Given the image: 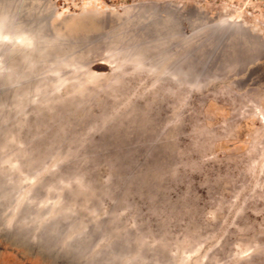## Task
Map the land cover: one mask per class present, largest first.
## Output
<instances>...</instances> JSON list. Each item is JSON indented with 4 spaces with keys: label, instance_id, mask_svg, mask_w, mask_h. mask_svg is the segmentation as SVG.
<instances>
[{
    "label": "rangeland",
    "instance_id": "374dc122",
    "mask_svg": "<svg viewBox=\"0 0 264 264\" xmlns=\"http://www.w3.org/2000/svg\"><path fill=\"white\" fill-rule=\"evenodd\" d=\"M8 14L0 264H264V0Z\"/></svg>",
    "mask_w": 264,
    "mask_h": 264
},
{
    "label": "bare ground",
    "instance_id": "6f19581e",
    "mask_svg": "<svg viewBox=\"0 0 264 264\" xmlns=\"http://www.w3.org/2000/svg\"><path fill=\"white\" fill-rule=\"evenodd\" d=\"M17 1V0H16ZM4 14V13H3ZM14 15H12V14H8L7 16H5L4 18H1L0 19V38H2V34H4V35H6V36H8V37H10L12 34H15V31H19L18 29H17V26H19V24H14V17H13ZM3 17V16H2ZM9 21V22H8ZM24 31V30H23ZM17 33H19V32H16V34ZM33 34H31V35H35V33H34V31L32 32ZM19 34H21V33H19ZM31 35H27L26 34V38H24L23 40H21V36L23 37V35H17L18 37H17V39H18V41L20 42V41H27L29 44H31V43H35V40H33V37L31 36ZM11 37H13V36H11ZM36 37V36H35ZM6 39V38H5ZM37 39V38H36ZM23 43V42H22ZM1 55V54H0ZM6 57L9 59V57H8V55H6ZM138 58V57H137ZM0 59H1V56H0ZM140 59V58H139ZM134 60V59H133ZM9 62V61H8ZM9 64V63H8ZM5 65V64H4ZM3 65V66H4ZM11 65V64H10ZM13 65V64H12ZM11 67V66H10ZM226 67V66H225ZM1 69V68H0ZM223 71V70H222ZM6 125V124H5ZM30 182V181H29ZM30 202V201H29ZM32 202H34L33 200H32ZM46 204V203H45ZM44 204V205H45Z\"/></svg>",
    "mask_w": 264,
    "mask_h": 264
}]
</instances>
